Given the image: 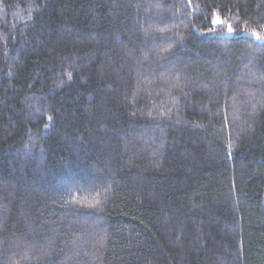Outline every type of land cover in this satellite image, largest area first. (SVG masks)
I'll list each match as a JSON object with an SVG mask.
<instances>
[{
    "label": "trees",
    "instance_id": "obj_1",
    "mask_svg": "<svg viewBox=\"0 0 264 264\" xmlns=\"http://www.w3.org/2000/svg\"><path fill=\"white\" fill-rule=\"evenodd\" d=\"M0 264H264V0H0Z\"/></svg>",
    "mask_w": 264,
    "mask_h": 264
}]
</instances>
